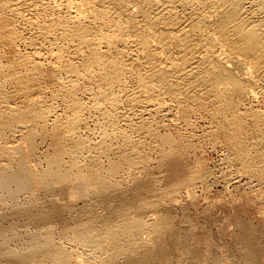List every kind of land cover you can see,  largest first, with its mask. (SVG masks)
<instances>
[{
  "label": "rangeland",
  "instance_id": "rangeland-1",
  "mask_svg": "<svg viewBox=\"0 0 264 264\" xmlns=\"http://www.w3.org/2000/svg\"><path fill=\"white\" fill-rule=\"evenodd\" d=\"M23 6H22V8H24L25 10L22 8L19 9V14H18L19 17L17 16L16 20L14 19V21H15L14 27L15 26L17 27V28L15 27V30L18 29L19 34H21V35L26 34L25 36H28V34H30L29 36H31V38H33V40H34L36 38L35 33H34V31H35L34 28H36L38 26V21H40L42 23L44 21L47 22L46 20H49V19L51 20L53 17L57 16V13L52 12L51 10L50 11L52 13H49L50 12L49 10H45V12L44 11L41 12L42 14H44L41 16L40 11H36V10H38L36 8L37 6H32V8H31V6H30V8L28 6H26V7H23ZM26 8H29V9H26ZM30 9H32V11H30ZM24 11H27V12H24ZM23 13H24V15H23ZM36 13L38 15H40L41 17L40 16L38 17V15ZM47 13H49V14H47ZM46 14H47V16H46ZM53 14H54V16H53ZM25 16H27V17H25ZM21 18H23V19H21ZM19 19H20V21H18ZM29 19H31V20L29 21ZM32 19L34 21H32ZM42 19H43V21H42ZM22 20L26 24H24V22ZM28 22L30 25H31L30 22H33V23L31 26H29V24L27 25ZM35 24L37 25L36 27H35ZM29 28H30V30H29ZM32 34H34V36ZM45 39L44 38H36L35 39L36 41L34 40L33 45L28 43V42L27 43L18 42L15 44L16 46L18 45L15 48V50H17L19 52H16L14 50L15 45L13 46V48H11L12 45H9L6 43H5L6 44L5 45L4 43H2V41H0V45H1L0 47L3 46V49L0 48V54H1L0 56H2V57H0L1 66L4 65V68L5 67L7 68L8 66L13 64L12 66L13 67L16 66L15 70H17V72L19 74L22 75V71H23L24 74L22 76H29L28 70H27V68H25L26 66L23 65L20 61H18V59L20 57L22 58L24 56L26 58V57H29L31 55L32 58H34L35 57L33 55L34 51H38V50H39L38 52H39L40 56H42V57L44 55L47 56L48 52L50 51V49H49L51 47L50 44H52L53 46L55 45L56 47L54 46V48H56V49L59 46L58 48H61L63 50V52L65 50V54H67V55H70V53L72 52V48H70L68 45H67L68 47L65 46V44H68V43H65L64 41H62L60 39H58L59 42L57 41V39H54V37L53 38L47 37L46 41H45ZM52 39L54 42L52 41ZM38 40L39 41L41 40V41L39 42ZM49 42H50V44H49ZM63 42H64V44H63ZM42 43L45 45H43ZM59 43L60 44L62 43V44L60 45ZM53 46H52V48H53ZM60 46H62V47H60ZM42 50H43V54L41 53ZM45 50H47V51H45ZM66 50H68V51L66 52ZM32 51H33V54H32ZM44 53H47V54H44ZM3 55H6L5 56L6 59ZM31 56H30V59H32ZM13 57L15 59L18 58V59H16L18 62L15 59H13ZM11 58H12L13 62H12ZM126 58H128V59H126ZM126 58L125 59L127 61H129V57L127 56ZM7 59H10V60L7 61ZM38 59L41 60V61L38 60L39 62H41V64L44 62L46 65L51 63L50 61L53 60V59L50 60V59H44V58H38ZM14 60H15V62H14ZM46 60H47V62H46ZM79 60L78 59L76 60L74 58L73 61L75 64L78 63L77 68L78 69L80 68L79 71H81V69L83 67L82 66L83 61L80 60V61H82V63L76 62ZM126 60H123V61H126ZM6 63H9L10 65H6ZM17 63H18V65H17ZM20 64H22L23 66ZM45 64H43V65L45 66ZM144 66L136 68V71L138 70L139 72L138 71L136 72L135 69H132L133 72L131 70L129 72V74H128V72L125 73L126 75L124 74V77H126V78H128V76L131 77V75H130L131 73L133 75L131 78L130 77L128 78L129 80L126 78H123V80L126 79L125 82L127 84V87L129 86L130 89L127 87L124 88V89L127 88L125 91L128 93L126 94V92L124 90L120 89V87L119 88L116 87V86H118V84H117L115 86V89L118 88L116 90L118 95H117V101L115 100L114 102L109 101L111 99L104 98L100 94V89L103 87V84L105 82H104V80H102L101 75H99L100 71L98 69H95L96 71H94V70L91 71L90 72L91 74L88 73V74H85L83 76L81 75L82 77L80 75H71V77L74 79L73 80L69 77L70 75L68 76L65 73H57L55 75L57 76L58 79L53 78L56 76L55 75L52 76L53 74H51L49 71H47L46 68H44L43 71L35 77L34 82L36 81V85L34 86V88L32 90L36 91V92H32L30 90L31 94H30V92L27 94L23 93V91L21 92V89L18 88V84L16 83L15 80H13V82H12V80L10 81V79L9 80H3V78H1L0 81L3 82L2 86H5L4 89L1 86L2 90L0 88V96H1L0 97V106L2 105L0 107L1 110L2 109L5 110L4 109V106H5V108H7L6 109V111H7L9 109V107L14 106V105H16V107H18V108H20L22 106L21 107L22 110H28V109H31L32 102H33V104L35 103V107L37 106L35 108V110L38 109L39 110V111L37 110L38 113L45 111V110L46 111L48 110L47 111L48 113L45 114L46 119L45 120H42V119L37 120L33 125V128H35L34 129L35 134L37 136V138L35 136V138H36L35 147L36 148L30 154V156L27 157V160H28V163L31 164V166L35 170L37 168L36 172L39 171V173L42 174L49 167L55 166V164L53 163V159H54L55 154H57V152L58 153L62 152V157H61V161H60V164L62 166L59 165V167L63 168L64 170L68 169L66 167V165L68 167H70L73 164L72 159H71L72 142H74L76 139H78V141L82 140L84 147H85V150H89L92 153L89 151H86V153H88L87 156H89V154H90V156H89L90 158H88L85 154V155H83L84 157L80 156V159L79 158L76 159L77 160V163L75 164L76 169L74 166H73L74 168L72 167L71 175H74L75 172H78L77 168H79V167H84V166L88 167V165L91 166L90 164L91 163L93 164L95 162V160H94V158H95L97 163H96V165H94L95 164L94 163L92 165L93 167L92 166L91 167L92 168L96 167L95 169L98 171V173L100 171V174L101 173L103 174L102 176L106 179V181L108 180L107 181L108 189L110 188V186H111V188L109 190L106 188L107 192L109 194V203H107V205L109 204L108 205L109 207H108L104 202H102L100 196H98L95 192H93V191L89 192V194L86 198H78L77 196H74V194H73V188L71 189L72 185H69L71 187H69L67 185H63V184L59 183V181L56 179L54 180L53 185L50 188L48 187L47 182H43L42 184L40 183L41 185L38 184V186H32V185L28 184V185H26V188H24V190H21L19 192L20 194L19 193L17 194L18 196L16 195L17 197H15V196L13 197L12 194H10V191L8 189L0 186V229L3 228L2 230L3 231L5 230L3 232V234L0 233V250H1L0 251V254H1L0 255V264H21V263L22 264L23 263L24 264H46V263L47 264H55L54 256H53L52 252L49 251L48 249H39L35 252L34 255H29V256L25 257V259L22 262H21V260L20 261H18V260L13 261L9 257L2 255L3 253L7 254L8 250H13V251L15 250V251L19 252L20 254L24 253V255L29 254L31 252V250L36 249L37 245L39 246V245L44 244L43 241L46 240V238H44V237H46L44 232L50 233V236L53 239V240H51V238H50V240L52 243L54 242V244H55V245L53 244L54 246L58 247L60 250L65 251V253H67L69 256L71 255L69 258L70 262H68V264H82V263L83 264H100V263L103 264V260H106L108 258V254H109L108 251H110V250H106L105 248L101 249L98 245H97L98 246L97 247L95 242H93V243L92 242L89 243V241L84 242L76 234L83 233L85 231V229L90 227V226H88V225H90V223L94 224L95 228L98 225L97 229H95L96 233L103 234L102 230L100 229V226H99L100 222L97 221L98 219H93V218H96V216L99 215L100 211L102 213V215L100 213L101 216H108V215H110V212H112V210H114L113 206H115V208H118L119 206H121V200L122 199H120L119 196H116V192L114 191V189H112L114 187L113 184H115V183L117 184V182L119 185L123 186L125 196H126L125 200L128 199L132 203L134 202L132 204V208H134V207H136V208H134V209L131 208V210H130L131 215L136 214L138 210H135V209H138L137 207H139V203H140L141 199L144 198L145 196L147 198V195L144 194L145 193V191H144L145 189H143L144 185H141L140 188L136 185L137 180L141 181L143 179H144L143 181H148V180L152 181V185H153L152 191L154 192L157 204H159L161 206L162 210H160V211H162L163 213H165L169 217L170 222L168 224V227H169L171 233H173L174 235L172 234L173 244H172V248L168 251V253L170 256H172V258H174L175 264H264V178L261 176V175H263L261 173L264 170L263 169L264 168V162H263L264 160H261L263 163L261 161H260L261 163L260 162L254 163L253 167L250 168L248 166L247 162H245L244 159L240 158L236 149L227 140L226 135H225V130L221 127V124H219L220 123L219 120L217 118L213 117L212 113L214 112L213 110L215 109L214 108L215 106L212 104V102H211L210 98H208V96H207V99H205L206 97H203V96H206L205 94L202 93L199 96V92H198L197 97L192 96V99H191V97H185V98L181 97V99H182L181 100L180 98H178L177 94H175V93L172 94L173 96H171V94L165 93L163 95L164 98L162 100L164 104H162L158 101L156 102V100H154V99H147L144 96H141V94L138 93L137 85L139 87L140 84H138V83H141L139 81L143 80L142 78H144L146 76V73L150 68L149 64L144 65ZM146 66H148V67L146 68ZM142 68H145L148 70H144ZM19 69H20V71H19ZM140 69H141V72H140ZM25 70H26V72H25ZM45 73H47V76ZM137 73H139L140 76ZM141 73H142V75H141ZM64 74H65V76H64ZM143 74H144V77H143ZM41 75H43V76H41ZM49 75H50V78H49ZM88 75L90 78L87 77ZM95 76H99L102 81L100 79H98L99 77H95ZM75 77L77 78L76 82H75ZM45 78H48V79H45ZM95 78L97 80H95ZM61 79L64 80L63 82H65L67 84L63 83L61 81ZM92 79H94V80H92ZM130 79L132 80V83H134L133 85H132ZM134 79H135V81H134ZM52 80H56V81L59 80L58 81L59 84L56 81L54 82ZM69 80L70 81L73 80L74 82H70ZM80 80L82 83L80 82ZM86 80H87V82H85ZM5 81H7V82H5ZM93 81H95V82L97 81L96 82L97 84L96 83L94 84ZM127 81L128 82L130 81L131 84L130 83L128 84ZM8 82H10V83H8ZM38 82L39 83L41 82V84H39ZM77 82H78V85H77ZM88 82L90 84L87 85ZM5 83L7 85H5ZM79 83H80L81 87H80ZM63 84H65V85H63ZM92 84H94L93 85L94 88H93V86H91ZM16 85H17V87H15ZM38 85H40V86H38ZM41 86H42V88H40ZM64 86H65V88H64ZM87 86H90V87H87ZM60 87H62L63 89ZM37 88L40 90H38ZM76 88H78V89H76ZM36 89L39 92H37ZM97 89L99 90V92ZM131 89H132V91H131ZM71 90H74V92L76 94H74V92H69ZM91 91L93 94L90 93ZM129 92L131 94H129ZM176 92L178 93V90H176ZM36 93L38 95H36ZM71 93H72V95H71ZM95 93L98 94L96 97L94 96ZM65 94L67 96L66 99L64 98ZM137 94H138V96H137ZM139 94H140V97H139ZM24 95H26V96H24ZM27 95H29V96H27ZM31 95L34 99L31 97ZM73 95H75V96H73ZM125 95H127V97ZM135 95H136L137 100L133 99L135 97ZM71 96H73V97H71ZM98 96L99 97L102 96V98H98ZM130 96L133 97V98H131V100H130ZM2 97H3V99H2ZM27 97H29V98H27ZM94 97L96 99L95 101H94ZM198 97L202 98L204 101ZM5 98L7 101L5 100ZM31 98H32V100H31ZM40 98H41V100H40ZM70 98H71V100H70ZM118 98H119V100H118ZM120 98L122 99V102H120V100H121ZM141 98L143 99V101L141 100ZM177 98H178V100H181V101H178ZM124 99H126V100H124ZM127 99L129 100V102L127 101ZM173 99H174V101H173ZM197 99H198V102L196 101ZM2 100L5 103L2 102ZM35 100H36V102H35ZM133 100H134V106H133ZM144 100H146V101H144ZM186 100L189 104L186 103ZM259 100H260V98H258L256 101L253 102L255 108L253 106H252V108L257 109V110L259 109V111L261 113H264V109H263L264 108V100L263 99L260 101ZM39 101H40V103L42 102L44 104L41 103V105H42L41 106ZM101 101H103V102L105 101L104 102L105 104ZM148 101H150V102H148ZM9 102H11V103H9ZM68 102L70 103V105L68 104ZM117 102H119V103H117ZM130 102L132 104L131 106H130ZM182 102H183V105H182ZM199 102H200V104L202 103L204 105L201 104V106H200ZM256 102H257V104H256ZM3 103L6 104L8 107L6 105H4ZM36 103H38V104H36ZM108 103H110L109 104L110 107H109ZM156 103H159V104H156ZM66 104H68L69 106L68 105L65 106ZM74 104L81 106V119H83L84 121H81L82 125L81 124L79 125L82 128L79 129L78 128L79 126H78L77 127L78 129L76 128L75 132H72L71 134H67L66 132H64L63 129H61L59 127H62L60 125V124H62V122L65 123L68 119L70 120V117L73 114V112L70 111L71 108H69V107L73 106ZM80 104H83V105H80ZM161 104L166 109L164 107H162ZM179 104H181V106ZM198 104H199V106H198ZM210 104L213 105L214 107L211 106ZM255 104H256V106L257 105L258 106L256 107ZM91 105H93L92 108H89ZM152 105H153V107H152ZM176 105H179L178 109H177ZM245 105H247V104H245ZM245 105H243L241 108V110H243L242 112H244L246 109V108L243 109V107H245ZM251 105H253V104L248 103L249 107ZM38 106L40 107V109H42L41 111H40ZM82 106L87 108L88 110L85 108L83 109ZM96 106L100 110L97 109ZM105 106H107L106 110H105ZM189 106H191V107H189ZM210 106H211V108H210ZM42 107H44L45 110H43L44 108H42ZM46 107H48V109ZM122 107H124V108H122ZM129 107L131 110L128 109ZM182 107L188 108V113L185 116L182 115V112H181ZM200 107L202 109H200ZM49 108L51 110H49ZM68 108L70 110H68ZM95 108L99 111L95 110ZM107 108H108V110L109 109L110 110L108 111ZM114 108L116 110H113ZM118 108H120V110ZM158 108H160V109H158ZM192 108L194 109L193 111H192ZM261 108H262L263 112L260 110ZM92 109H94L95 111ZM144 109L145 110L147 109V110L144 112L143 111ZM210 109H211V111H210ZM1 110H0V112H3V110L2 111ZM66 110H68L69 112ZM85 110H87V111H85ZM118 110H119L121 115L119 114V112H117ZM148 110H149V112H148ZM159 110H161V111H159ZM83 111H85V113ZM114 111H116V112H114ZM123 111L129 112V114H127L128 117H126V113L124 114ZM49 112H50L51 117L49 115H47V114H49ZM151 112H153V113H151ZM53 113H55L57 120L55 119V116L53 115ZM67 113H68V116H67ZM70 113H72V114H70ZM117 114H119V115H117ZM101 115L104 116L105 119ZM57 116H59L60 119ZM113 116H114V118H113ZM115 116H117V117L115 118ZM120 116H122V117H120ZM49 117L52 120L47 119ZM61 118H63V120ZM64 119H65V122H64ZM102 119H104L105 121ZM112 119H114L115 122ZM229 119H231V117H229ZM53 120L55 122L57 121V123H55ZM60 120H62L61 123H60ZM106 120H107V122H106ZM110 120H112V121H110ZM118 120H119V122H118ZM147 121H148V123H147ZM40 122L41 123L44 122L42 124L43 126L41 125ZM99 122H100V124H99ZM108 122L110 125L108 124ZM113 122L117 123L116 127H115V124H113ZM143 122H144V124H143ZM14 123H12L11 125H6L7 128L4 126V129L2 128V130L0 127V170H2V169H3L2 171L7 170V172H11L12 170L16 169L20 160H21V155L19 154V152H17V150L15 151L14 149L13 150L11 149V148H13L12 146H14L15 140H16L15 145H17L18 143H20L23 140V138H21L23 130L21 129V127L18 126L17 122H14ZM132 125H133V127H132ZM146 128H147V131H146ZM20 129L22 132L20 131ZM104 129L108 132H106ZM101 130H103V131H101ZM115 130H116V132H115ZM103 132L106 133L107 135L105 136V134ZM112 135H114V136H112ZM250 135H252V136H250ZM68 136L70 137L71 140L68 139L69 138ZM253 136L254 135L251 133L247 135L248 145H246V147H244V151H243L244 153H246V155L248 154L247 156L250 157L251 160H252V156H254V154L257 151V148L255 147L256 148V150H255V148L252 146V143L250 144V141L253 140ZM122 137H125V138H122ZM66 138L70 141H68ZM74 138H75V140H74ZM101 138H102V140H101ZM17 141H19V142L17 143ZM75 142H77V141H75ZM124 142H125V144H124ZM135 143H136V145H135ZM106 146L109 148H107ZM132 146H135L136 148L132 147ZM124 148H126L125 149L126 151H130L132 148H133V150L135 149L134 150L136 152V155H135L136 158L134 160L135 162L134 161L128 162L127 160L123 159L124 158L123 154L125 151ZM260 148H261V150L262 149L264 150V145L261 146ZM119 149H121V150H119ZM100 150H103V152ZM263 150H262V153H264ZM118 151H119V153H118ZM122 151H123V153H122ZM109 152H111V153H109ZM106 154H107V156H106ZM119 154H121L122 157ZM93 155H95L97 157H95ZM102 156H103V158H102ZM92 157H93L94 162L91 159ZM109 157L111 158V160H109L110 159ZM138 157H139V159H138ZM165 157H167V158H165ZM171 157H175L176 161L178 162L176 171L173 170V168L169 162V158H171ZM99 160H101V161H99ZM114 160H116V161L113 162ZM136 161H138V162H136ZM81 162H83V163H81ZM51 163H53V164H51ZM84 163H85V165H83ZM112 163H119V165L121 164V166L118 167V169L114 172V174L110 172V166L108 167V165H110ZM81 164H82V166H81ZM127 164H128V166H127ZM64 166L66 168H64ZM97 166H98V168H97ZM99 166L102 167L101 170L103 172H101V170L99 169L100 168ZM132 172L134 175L132 174ZM39 173H38V175H40ZM153 180H154V182H153ZM44 183H47V184H44ZM57 183H59L60 185ZM65 186H66V188H65ZM33 187H35V188H33ZM47 188L52 189V190H49ZM144 188H145V186H144ZM142 189H143V195L139 197L138 191L140 192V190H142ZM131 192H132V194H131ZM68 193L71 196H69ZM10 196H12V197H10ZM69 198L72 199L73 201L72 200L70 201ZM138 198H139V200H138ZM99 201H100V203H99ZM117 201H119V202H117ZM68 202H70V203H68ZM114 202L115 203L117 202V203L114 204ZM71 205L73 207H71ZM55 206H56V208H55ZM103 207L105 210H103ZM71 208H73V209H71ZM57 209H59V210H57ZM101 209L104 212H102ZM151 209L152 208H150V209L148 208L147 209L148 213L147 212L144 213V215H146V216H144L145 221H148L151 216H154L156 214L155 210L154 209L151 210ZM55 210L57 212H55ZM107 210H109V211L107 212ZM51 211H54V214ZM32 212H33V214H32ZM41 212L44 214L42 215ZM96 212L98 213V215H95V214H97ZM36 213H37V217H36ZM151 213H152V215H151ZM32 215H33V217H32ZM56 215H60L61 217L62 216L63 217L61 219V217H59V216L57 217ZM35 217L37 220L35 219ZM41 217H42V219H41ZM43 217H45V218H43ZM75 219H76V221H75ZM33 220H35V221H33ZM41 220H43V221H41ZM79 222H81V223H79ZM93 222H96L97 224L93 223ZM46 224L48 226L45 228ZM37 225H38L39 229H38ZM40 229H41V231H40ZM149 231L150 232L147 231V233L142 234V236L137 235V237H136L134 235L128 239L124 235L121 236V234L120 235L117 234L115 237L117 239L120 238L118 242H119V245L121 244L123 246V248H126L128 245L131 246L130 244L133 243L135 238H136L135 241L138 240L140 242V241H143L145 237H146L145 239H148V237H149L152 239V244H155V243L157 244L156 239L157 240L159 239V241H160L159 235L156 232H154L153 230H149ZM34 236H35V238H34ZM143 236H144V238H143ZM123 237L127 240V243H125L126 246L124 245L125 239H123ZM34 240L37 242H34ZM120 240H121V242H120ZM129 242H131V243H129ZM83 244H85V245L88 244V245L85 246ZM33 245H34V247H33ZM121 245H120V247H122ZM40 247H42V246H40ZM139 249L140 248H138L136 246L132 248V250H135L133 255L134 256L136 255V257H135L136 259L138 257L137 255H138ZM42 250H43L44 254L42 253ZM95 250L97 252H95ZM104 250H106V252ZM99 251L100 252L102 251L103 253L102 252L100 253ZM104 252L106 253L105 256H104ZM107 252H108V254H107ZM160 252H161L160 249H158V248L155 249V251H154L155 254L153 253V256H152V257H154V258H152L153 264H159V258H157V257H158V254L159 255L161 254ZM97 253H98V255H97ZM134 256H133V258H134ZM155 256H156V258H155ZM71 257H73V258H71ZM73 259H75V260L73 261ZM118 263L123 264L125 262L122 258H118L117 261L115 260V264H118ZM133 264H135V263H133Z\"/></svg>",
  "mask_w": 264,
  "mask_h": 264
},
{
  "label": "bare ground",
  "instance_id": "bare-ground-1",
  "mask_svg": "<svg viewBox=\"0 0 264 264\" xmlns=\"http://www.w3.org/2000/svg\"><path fill=\"white\" fill-rule=\"evenodd\" d=\"M22 6L23 7L28 6L29 8H30V6H31V8H32V6H37L36 8L38 10H36V11H40V13L42 11L45 12V10H49V11L51 10L52 12H56L57 16L53 17L51 20L50 19L46 20L47 22L44 21L43 23L38 21V26L35 24V27L37 26L36 28H34L35 29V31H34L35 36H36V38H44V39L45 38L47 39V37H50V38L54 37V39H57V41H58V39H60V40L64 41L65 43H68V44H65V46L68 45L70 48H72V52L70 51L72 54L71 53H70V55L65 54V50L63 52V50L61 48H58L59 46L56 49V48H54L55 45L53 46L49 42L51 47L50 48L48 46L47 47L50 49V51L48 52V54L44 53V54H47V56H45V55L43 57L40 56L39 52H38L39 50H38V51H34V54L32 51V54L35 56L34 58H32V56L30 55L32 59H30L29 55H28L29 57H26V58L24 56L22 58L20 57L19 59L16 58L23 65L26 66V67L25 66L24 67L27 68L29 76H22L24 74L23 71H22V75L19 74L17 72V70H15L16 66L13 67L12 66L13 64L10 65L9 64L10 62H9V63H6V65H10L7 68L6 67L4 68V65H2L3 66L2 67L0 64V80H1V78H3V80H9L10 79V81L12 80V82H13V80H15L16 83L18 84V88L21 89V92L23 91V93L27 94L30 92V90L32 92H36V91L32 90L34 88V86L36 85V81L34 82V79L39 73H41L43 71L44 68H46L47 71H49L51 74H53L52 76H54L57 73H65L68 76L70 75L69 77L71 79H73L71 77V75H80V76L82 75L83 76L85 74L90 73L93 70L96 71L95 69H98L100 71V73L98 72L99 75H101L102 80H104V82H105V83L103 82L105 85L103 84V87L100 89V94L104 98L111 99L109 101L114 102L115 100L117 101L118 93L116 92V90L119 87H120V89H122L124 91L127 88H129V86L127 87L125 80L128 79L130 76H128V78H126V77H124V74L127 72L129 74V72L132 69H135V71H136V68H139L141 66L149 64L150 65L149 70L142 68L144 70H148L145 77L143 74V77H144V78H142L143 80L140 79L141 81H139L137 79L139 82H141V83H138V84H140L139 87L137 85L138 93H140L141 96H144L147 99H154V100H156V102L158 101V102L164 104L162 100L164 98L163 95L165 93L171 94V96H173L172 94L175 93V94H177L178 98H180V99H181V97H184V98L185 97H191V99H192V96L193 97L198 96L197 95L198 92H199V96L202 93L205 94L206 96H203V97H206L205 99H207V96H208V98H210L212 104L215 106L214 107L213 105L210 104L211 106H213L215 108L213 110L214 112L212 113L213 117H215L219 120V122H220L219 124H221V127L225 130V135H226L227 140L236 149L240 158L244 159V161L247 162V164L250 168L253 167L254 163L260 162L261 160H264V153H262L263 149L261 150V148H260L261 146L264 145V113H261L259 111V109L257 110V109L252 108V106L254 107L253 102L256 101L258 98H260V100H262V99L264 100V0H0V41H2V43H4V44L6 43L9 45H12L11 48H13V46L18 42H25V43L28 42V43L33 45L34 40L36 39L34 37L35 39L33 40V38H31V36H29L30 34H28V36H25L26 34L21 35V34H19L18 29L15 30L16 26L14 27V22H15L14 19L16 20V17L17 16L19 17V15H18L19 9L22 8ZM29 8H26V9H29ZM22 9H24V8H22ZM27 11H24V12H27ZM30 11H32V9H30ZM51 11L49 13H52ZM49 13H47V14H49ZM47 14H46V16H47ZM23 15H24V13H23ZM40 15L42 16L44 14L41 13ZM40 15H38V17ZM53 16H54V14H53ZM25 17H27V16H25ZM21 19H23V18H21ZM30 20L31 19H29V21ZM18 21H20V19ZM32 21H34V20L32 19ZM42 21H43V19H42ZM30 23L32 25L33 22H30ZM24 24H26V23L24 22ZM28 24H29V22L27 23V25ZM31 25L29 24V26H31ZM29 30H30V28H29ZM32 35L34 36V34H32ZM46 39H45V41H46ZM52 41H53V39H52ZM64 42H63V44H64ZM43 45H45V44H43ZM17 46L15 45L14 50ZM52 46H53V48H52ZM60 47H62V46H60ZM0 48L3 49V46ZM15 51L19 52L17 50H15ZM45 51H47V50H45ZM67 51L68 50H66V52ZM41 53L43 54V50ZM3 56L5 57L6 55H3ZM125 56L129 57V61L126 60L128 58H126ZM0 57H2V56H0ZM14 57H13V59H15ZM38 58H44V59H50V60L53 59L54 61L51 60L50 61L51 63L46 65L44 62L41 64V62H39L41 60ZM74 58L76 60L80 59L83 61V65L81 64L82 61H80V60L76 61V62H81L80 64L83 66L81 71H79L80 68L79 69L77 68L78 63H76L77 65L74 63V61H73ZM5 59H6V57H5ZM8 60H10V59H7V61ZM11 60H12V58H11ZM15 60H14V62H15ZM123 60H126L127 62L123 61ZM12 62H13V60H12ZM46 62H47V60H46ZM22 64H20V65H22ZM43 64H45L46 67ZM17 65H18V63H17ZM147 67L148 66H146V68ZM19 71H20V69H19ZM25 72H26V70H25ZM132 72H133V70H132ZM140 72H141V69H140ZM45 74L47 76V73H45ZM65 74H64V76H65ZM137 74L139 75V73H137ZM130 75H131V77L133 76L132 73ZM141 75H142V73H141ZM41 76H43V75H41ZM87 77H89V75ZM95 77H99V76H95ZM49 78H50V75H49ZM53 78H57V76L53 77ZM123 78H126V79L123 80ZM45 79H48V78H45ZM62 79H61V81L63 82L64 80H62ZM76 79L77 78L75 77V82L77 81ZM98 79H100V77ZM73 80L72 81L69 80V81L74 82ZM92 80H94V79H92ZM95 80H97V79L95 78ZM52 81L55 82L56 80H52ZM58 81H56V82L58 83ZM134 81H135V79H134ZM5 82H7V81H5ZM78 82H77V85H78ZM80 82H81V80H80ZM85 82H87V80ZM93 82L95 84L97 81L96 82L93 81ZM2 83L3 82L0 81L1 90H2V87H3V89L5 87V86H2ZM8 83H10V82H8ZM63 83H65V82H63ZM129 83H130V81L128 82V84ZM131 83H132V80H131ZM39 84H41V82ZM65 84H67V83H65ZM65 84H63V85H65ZM88 84H90V83L88 82L87 85ZM94 84H92L91 86H93ZM117 84H118V86H116ZM133 84L134 83H132V85ZM5 85H7V84L5 83ZM79 85H80V83H79ZM38 86H40V85H38ZM115 86L118 88L115 89ZM15 87H17V85ZM80 87H81V85H80ZM87 87H90V86H87ZM125 87H127V88L124 89ZM40 88H42V86ZM60 88H62V87H60ZM64 88H65V86H64ZM93 88H94V86H93ZM76 89H78V88H76ZM38 90H40V89H38ZM38 90H37V92H39ZM176 90H178V93L176 92ZM131 91H132V89H131ZM69 92H74V90H71ZM98 92H99V90H98ZM90 93H92V91ZM127 93L128 92H126V94ZM30 94H31V92H30ZM74 94H76V93L74 92ZM129 94H131V93L129 92ZM140 94H139V97H140ZM36 95H38V94L36 93ZM71 95H72V93H71ZM97 95L98 94L95 93L94 96L96 97ZM24 96H26V95H24ZM27 96H29V95H27ZM73 96H75V95H73ZM73 96H71V97H73ZM102 96L101 97L98 96V98H102ZM125 96L127 97V95H125ZM137 96H138V94H137ZM31 97H32V95H31ZM66 97L67 96L65 94L64 98L66 99ZM95 97H94V101L96 100ZM27 98H29V97H27ZM32 98H31V100H32ZM131 98H133V97L130 96V100H131ZM178 98H177V100H178ZM198 98H200V97H198ZM2 99H3V97H2ZM133 99H136V95ZM200 99L203 100L202 98H200ZM5 100H6V98H5ZM40 100H41V98H40ZM70 100H71V98H70ZM118 100H119V98H118ZM124 100H126V99H124ZM141 100L143 101L142 98H141ZM181 100H178V101H181ZM127 101L129 102L128 99H127ZM144 101H146V100H144ZM173 101H174V99H173ZM196 101L198 102V99ZM2 102H4V101L2 100ZM35 102H36V100H35ZM101 102H103V101H101ZM120 102H122V99L120 100ZM148 102H150V101H148ZM183 102H182V105H183ZM9 103H11V102H9ZM39 103H40V101H39ZM41 103H40V105H41ZM117 103H119V102H117ZM186 103H188L187 100H186ZM248 103L253 104V105H251L249 107ZM36 104H38V103H36ZM42 104H44V103H42ZM68 104L70 105L69 102H68ZM68 104H66L65 106H67ZM109 104L110 103H108V105ZM156 104H159V103H156ZM162 104H161V106H162ZM199 104H200V102H199ZM199 104H198V106H199ZM201 104H200V106H201ZM245 104H247V105H245ZM256 104H257V102H256ZM256 104H255V106H256ZM4 105H6V104H4ZM80 105H83V104H80ZM131 105L132 104L130 102V106ZM179 105L181 106V104H179ZM179 105H176L177 109L179 108L178 107ZM202 105H204V104H202ZM243 105H245V107H243V109L246 108L244 112H242L243 110H241ZM31 106H30L31 109L22 110L21 109L22 106L21 107L19 106L20 108H18V107H16V105H14V106L9 107V109L7 111H6L7 108H5V106H4L5 110L2 109L3 112H0L1 130H2V128L4 129V126L6 127V125H11L14 122H17L18 126L21 127V129L23 130L22 135L20 134L21 138H23V140L21 141L20 140L21 138L19 137L20 138L19 140L21 142L18 143L19 141H17L18 144L15 145V141H16L15 140L14 146H12L13 148L10 147L12 150L14 149L15 151L17 150V152H19V154L21 155V160H20L17 168L12 170L11 172H7V170L2 171L3 169L0 170V186L8 189L10 191V194H12L13 197L14 196L17 197L18 196L17 194L21 190H24V188H26V185H28V184H30L32 186H38V184H40V183L42 184L43 182H47L48 187L50 188L53 185L54 180L56 179L59 181V183H61L63 185H67V186L72 185V187L71 186H69V187H71V189L73 188L74 196H77L78 198H86L88 196L89 192L93 191L98 196H100L102 202H104L107 205V203H109V194L107 192V189H108L107 181L108 180L106 181V179L102 176L103 174L102 173L100 174V171L98 173V171L95 169L96 167L92 168L93 167L92 165L94 163H95L94 165H96V163H97L95 158H94L95 162L93 161V157L91 158L92 161L94 162L93 164L92 163L90 164L92 167L89 165H88V167H86V166L79 167V168H77L78 172H75L74 175H71V169L73 166L75 167V164L77 163L76 159H78V158L80 159V156L82 157L85 154L87 156L88 153H86V151H89V150H85V147H84L82 140L81 141L80 140L78 141V139L75 140V138H76L75 137L74 140L77 142H75V141L72 142L71 159H72L73 164L70 167H68L66 165V167L68 169L64 170L63 168L59 167V165L62 166L60 164L62 152L61 153L57 152V154H55L54 159H53V163L55 164V166L49 167L42 174H40L39 171H37L40 175H38V173L36 172L37 168L35 170L31 166V164L28 163L27 157L30 156V154L36 148L35 142H36L37 136L35 134V130H34L35 128H33V125L37 120H41V119L45 120L46 119L45 114L48 113L47 112L48 110L46 111L44 107H42V108H44L43 110H45V111L38 113L37 112L38 109L35 110V108L37 106L35 107V103L33 104V102H32ZM92 106L93 105H91L89 108H92ZM133 106H134V100H133ZM211 106H210V108H211ZM48 107H46V108L48 109ZM106 107L107 106H105V110H106ZM109 107H110V105H109ZM124 107H122V108H124ZM152 107H153V105H152ZM162 107H164V106H162ZM189 107H191V106H189ZM69 108H71V110ZM69 108H68V110L73 112L74 115L72 113H70L73 115V116L71 115V117L69 116L70 120L67 118L68 120L65 122V119H64L65 123L62 122V124H60L62 127H59L61 129H63L64 132H66L67 134H71L72 132H75L76 128L81 124V121H84L83 119H81V106L74 104L73 106H71ZM84 108L85 107H83V109ZM96 108H97V106H96ZM96 108H95V110L99 109V108H97V109ZM39 109H40V107H39ZM85 109H87V108H85ZM118 109L120 110V108H118ZM128 109H130V107ZM158 109H160V108H158ZM200 109H202V108L200 107ZM41 110L42 109H40V111ZM49 110H51V109L49 108ZM68 110H66V111H68ZM87 110H85V111H87ZM92 110H94V109H92ZM99 110H97V111H99ZM107 110H108V108H107ZM113 110H116V109L114 108ZM119 110L117 112H119ZM146 110L144 109L143 111L145 112ZM193 110L194 109L192 108V111ZM260 110L262 111V108ZM85 111H83V112L85 113ZM159 111H161V110H159ZM210 111H211V109H210ZM114 112H116V111H114ZM127 112L123 111L124 114L126 113V117H128L127 114H129V112L128 113ZM148 112H149V110H148ZM181 112H182L183 116L187 115L188 108L182 107ZM151 113H153V112H151ZM119 114H120V112H119ZM119 114H117V115H119ZM47 115L50 116V112ZM53 115L55 116V113H53ZM59 116H57V117H59ZM67 116H68V113H67ZM50 117L47 119H51ZM102 117L104 118V116H102ZM116 117L117 116H115V118ZM120 117H122V116H120ZM229 117H231V119H229ZM113 118H114V116H113ZM55 119H56V116H55ZM59 119H60V117H59ZM61 119L63 120V118H61ZM104 119H102V120H104ZM62 120H60V123ZM112 120L115 122L114 119H112ZM112 120H110V121H112ZM106 122H107V120H106ZM114 122H113V124H115V127H116L117 123H114ZM118 122H119V120H118ZM43 123H41V125ZM55 123H57V121ZM147 123H148V121H147ZM99 124H100V122H99ZM108 124H109V122H108ZM143 124H144V122H143ZM132 127H133V125H132ZM78 128L80 129L82 127L79 126ZM21 129H20V131H21ZM101 131H103V130H101ZM146 131H147V128H146ZM106 132H108V131H106ZM115 132H116V130H115ZM250 133L254 135L253 140H251V139H250L251 141L249 140L250 144L252 143V146L254 148L255 147L257 148L256 153L254 154V156H252V160L250 157L247 156L248 154L246 155V153L243 152L244 147H246V145H248L247 135ZM104 134H105V136L107 135L106 133H104ZM35 136H36V138H35ZM112 136H114V135H112ZM250 136H252V135H250ZM122 138H125V137H122ZM68 139H70V137ZM70 140H68V141H70ZM101 140H102V138H101ZM124 144H125V142H124ZM135 145H136V143H135ZM132 147H135V146H132ZM107 148H109V147H107ZM256 148H255V150H256ZM125 149L126 148H124V150ZM119 150H121V149H119ZM134 150H133V148L130 151L125 150L124 154H123V157H124L123 159L127 160L128 162L134 161L136 158V156H135L136 152ZM100 151L103 152V150H100ZM89 152H91V151H89ZM109 153H111V152H109ZM118 153H119V151H118ZM122 153H123V151H122ZM121 154H119V155L121 156ZM89 156H90V154H89ZM89 156H87V157L90 158ZM93 156H95V155H93ZM106 156H107V154H106ZM95 157H97V156H95ZM102 158H103V156H102ZM165 158H167V157H165ZM138 159H139V157H138ZM109 160H111V158ZM99 161H101V160H99ZM115 161L116 160H114L113 162H115ZM136 162H138V161H136ZM169 162H170L173 170L176 171L177 170V163H178L176 161V158L175 157L169 158ZM53 163H51V164H53ZM81 163H83V162H81ZM83 165H85V163ZM81 166H82V164H81ZM109 166H110V172L114 174V172L118 169L119 166H121V164L119 165V163H112V164L108 165V167ZM127 166H128V164H127ZM66 167L64 166V168H66ZM97 168H98V166H97ZM75 169H76V167H75ZM99 169L101 170L102 167H100ZM101 172H103V171L101 170ZM132 174H133V172H132ZM261 174H263L261 176L264 178V170ZM143 180H141V181L137 180L136 185L139 188L141 185L145 186V188L143 186V189H145L144 194L147 195V198L145 196L144 198L141 199V201L139 203V207H137L138 209H135V210H138L136 214L131 215L130 210H131L132 204L134 202L132 203L128 199L125 200L126 196H125L123 186L119 185L117 182V184L116 183L113 184L114 187L112 189H114V191L116 192V196H119L120 199H122L121 200V206H119L118 208H115V206H113L114 210H112V212H110V215H108V216H101L102 215L101 211H100L101 215H100V213L98 215V213L96 212L97 214H95V215H98V216H96V218H93V219H98L97 221L100 222L99 226H100V229L102 230L103 234L96 233L95 229H97L98 225L95 228V225L91 224V223H90V225H88L90 227L85 229V231L83 233H81V234L78 232H77L78 234L75 233L84 242H88V241H89V243L95 242L96 246L98 245L101 249L105 248L106 250H110V251H108L109 254L107 252L108 258L106 260H103V264H115V260L117 261L118 258H122L124 260L125 263H123V264H133V263H135V264H153L152 258H154V257H152V256H153V253H154L156 248L160 249V251H161L160 252L161 254L160 255L158 254V257H157V258H159V264H175L174 258H172V256H170L168 253V251L172 248V244H173V238H172L173 233H171V231L168 227V224L170 222L169 217L165 213L160 211V210H162L161 206L159 204H157L154 192L152 191V186H153L152 181H149V180L143 181ZM153 182H154V180H153ZM47 183H44V184H47ZM59 183H57V184H59ZM33 188H35V187H33ZM49 188H47V189H49ZM65 188H66V186H65ZM110 188H111V186H110ZM143 189L140 190V192L138 191L139 197L143 195ZM49 190H52V189H49ZM131 194H132V192H131ZM68 195H69V193H68ZM12 196H10V197H12ZM69 196H71V195H69ZM69 200L71 201L72 199L69 198ZM138 200H139V198H138ZM117 202H119V201H117ZM68 203H70V202H68ZM99 203H100V201H99ZM116 203L114 202V204H116ZM71 207H73V206L71 205ZM55 208H56V206H55ZM134 208H136V207H134ZM134 208H132V209H134ZM148 208L154 209L156 214L154 216H151V217L149 216L150 219L148 218L149 220L145 221L144 216H146V215H144V213L147 212ZM71 209H73V208H71ZM57 210H59V209H57ZM103 210H105L104 207H103ZM103 210H102V212H104ZM108 211L109 210H107V212ZM51 212H53V214H54V211H51ZM55 212H57V211L55 210ZM32 214H33V212H32ZM43 214L44 213H42V215ZM151 215H152V213H151ZM56 216L61 217L60 215H56ZM32 217H33V215H32ZM36 217H37V213H36ZM36 217H35V219H36ZM62 217H61V219H62ZM43 218H45V217H43ZM41 219H42V217H41ZM33 221H35V220H33ZM41 221H43V220H41ZM75 221H76V219H75ZM96 222H93V223H96ZM79 223H81V222H79ZM47 226L48 225L46 224L45 228ZM37 227H38V225H37ZM2 229H0V233L3 234V232L5 230L3 231ZM38 229H39V227H38ZM149 230H153L154 232H156L159 235L160 241H159V239L158 240L156 239V242H157V244L155 243L156 245L152 244L151 238H149L147 236L148 239H145L146 237L144 238V236H143V238H144L143 241H140V242L138 240L135 241L136 240V238H135L133 243L130 244L131 246L128 245L126 248H123V246L121 244L120 245L122 247H120L119 242H118L120 238L117 239L115 237L117 234H119V235L121 234V236L124 235L128 239L134 235L136 237H137V235L142 236V234L147 233V231L150 232ZM40 231H41V229H40ZM44 234L46 236V237H44V238H46V240L43 241L44 244L39 245V246L37 245L36 249L31 250V252L29 254L24 255V253L20 254L19 252L15 251V250L14 251L8 250L7 254L3 253L2 255L9 257L13 261H17V260L20 261L21 260V262H22L25 259V257H27L29 255H34L37 250L48 249L49 251L52 252V254L54 256L55 264H68V262H70L69 258L71 255L69 256L67 253H65V251L60 250L58 247L54 246L55 244H54V242L53 243L51 242V240H53V239L51 238L49 232H46V233L44 232ZM35 236H34V238H35ZM50 238H51V240H50ZM123 239H125V238L123 237ZM121 240H120V242H121ZM37 241L34 240V242H37ZM125 241H124V245H125V243H127L126 239H125ZM129 243H131V242H129ZM83 245H85V244H83ZM87 245H85V246H87ZM40 246H42V247H40ZM135 246L140 248L138 250L137 259L135 258L136 255L135 256L133 255L135 250H132V248ZM33 247H34V245H33ZM96 250H95V252H97ZM106 250H104V251L106 252ZM105 252H104V256L106 254ZM42 253H43V250H42ZM98 253H97V255H98ZM133 256H134V258H133ZM71 258H73V257H71ZM155 258H156V256H155ZM74 260L75 259H73V261Z\"/></svg>",
  "mask_w": 264,
  "mask_h": 264
}]
</instances>
